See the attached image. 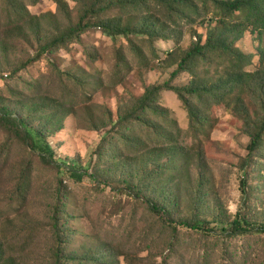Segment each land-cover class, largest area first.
<instances>
[{
  "label": "rangeland",
  "instance_id": "obj_1",
  "mask_svg": "<svg viewBox=\"0 0 264 264\" xmlns=\"http://www.w3.org/2000/svg\"><path fill=\"white\" fill-rule=\"evenodd\" d=\"M63 1L60 8L54 0H25L40 17L39 26L21 23L26 38L15 30L10 37L4 28L10 9L0 0V106L29 118L32 127H49L55 159L66 165L46 164L0 128L3 264H56L58 249L76 259L63 264H101L100 258L105 264H264V231L243 237L224 231L239 212L264 225V136L257 152L248 151L250 134L264 120L261 87L257 78L245 77L234 89H214L232 69L264 71V33L248 27L232 42L246 57L242 70L228 54L207 50L172 78L185 52L206 43L218 19L214 6L147 0L134 9L123 0L95 18L87 15L90 26L78 40L29 62L93 0ZM140 16L156 24L155 33L109 36L91 25L111 17L133 25ZM241 21L237 16L231 24ZM164 83L211 91L202 92V102L189 97L202 124L192 125L184 102L165 89L135 119L145 90ZM66 168L95 179L76 183ZM136 185L139 199L128 190ZM147 201L164 205L168 214L153 213ZM186 220L206 221L210 231L182 226Z\"/></svg>",
  "mask_w": 264,
  "mask_h": 264
},
{
  "label": "trees",
  "instance_id": "obj_2",
  "mask_svg": "<svg viewBox=\"0 0 264 264\" xmlns=\"http://www.w3.org/2000/svg\"><path fill=\"white\" fill-rule=\"evenodd\" d=\"M33 3L37 0H29ZM58 7L63 8L65 6V2L63 0H54ZM123 0H93L87 8L82 10L81 15L78 17V20L74 23L66 27L63 31H61L57 36L53 37L50 41L46 42L41 46L40 51L37 53L35 57H33L29 62H35L39 58H41L43 52L48 49L52 50V46H58L59 44H63L65 41H71L73 39L78 40L79 35L90 26L88 20H86L87 15L96 17L101 12H105L112 7H118L117 3H121ZM158 3H171V0H156ZM173 2L181 3L184 0H172ZM190 1V0H188ZM5 4L9 7L10 13H8V23L4 28H10L11 30H7L8 34L13 33L15 30L21 34V36H26L28 38L27 30L22 28V22L26 23L31 22L34 26L40 25V17L32 15L25 3V0H4ZM147 0H130L132 7L135 9L136 7H140L145 5ZM203 3H210L214 6L216 13V25L207 35L206 43L201 45V43L195 45L193 48L189 49L185 52L184 56L181 58L178 69L172 73V78H175L180 72L186 71L187 63L190 59L195 56H200L207 50L213 51H221L225 54H228L232 59L233 65L238 67L239 70H242V66L244 64V60L246 57L243 53L232 46V42L241 38L248 27H253L258 33L261 35L264 33V0H202ZM123 3V2H122ZM193 7L196 6V4ZM63 6V7H62ZM125 5H122L123 8ZM121 9V8H120ZM173 10V9H172ZM183 10H179V13H182ZM237 16H240L242 21L239 23L231 24V20L236 19ZM1 16V14H0ZM1 23V20H0ZM91 25H96L100 27L105 33L109 36H115L117 34H121L123 36H128L129 33H146L153 34L156 32V24L148 19L146 16H140L138 21L133 25H122L120 18L111 17L99 19L97 22H94ZM2 26L0 25V34L2 32ZM38 37L42 41L43 37L41 34L37 33ZM234 34L232 41L229 43L228 38L230 35ZM9 42L7 40L8 45ZM261 61L264 62V51L261 54ZM247 77L248 79H253L254 77L259 80L258 86L261 87V94L264 98V71H259L257 73H238L232 69V71L228 74L227 78L220 81L219 85L214 89H224L226 91L235 88V82L239 80H244ZM241 83V82H238ZM255 85V84H254ZM253 85V86H254ZM162 89L167 91L174 92L181 101L184 102L188 113L189 119L192 122V125L202 124L205 120L199 115H196L194 109L192 107L191 98L196 97L198 101L202 102V92H206L208 90H202L199 86L190 85L185 87H173L169 83H164L163 86L153 87L152 90L146 89L144 95L139 99L138 102V111L141 114H137L135 119L141 120L142 115L148 109L149 103H152L157 99V94L160 93ZM208 92H211L210 90ZM227 92L222 94V96L226 95ZM191 97V98H189ZM264 104V102H262ZM132 118V114L130 115ZM133 119V118H132ZM134 120V119H133ZM30 119H26L24 117H19L16 115L11 109L5 106H0V128L7 132L9 135L14 138L19 139L23 144H25L32 153L37 154L43 162L48 165L52 163L56 166L58 170H62L66 165L62 162H59L55 159V153L52 146L48 143L46 134L50 130L49 127H42L37 129L36 127L31 126ZM146 125V122L143 121ZM63 124L58 126L56 129H53L51 132H58L62 129ZM264 136V120L261 122L260 126L257 130L250 134V142L248 145L249 155H253L257 152L262 144V137ZM29 165L25 168H28ZM68 171L69 178L79 183L82 177H88L89 179L94 181V176L88 175L87 172L80 173L78 170L74 168H66ZM24 177H27V171H23ZM80 173V174H79ZM243 185L245 186V182ZM25 187L22 186L17 188V190H24ZM128 190L134 193V197L139 199L141 195L140 186H128ZM242 192L246 194L245 188L242 189ZM20 195V194H19ZM21 196V195H20ZM24 196V195H22ZM149 209L162 218L166 214H168V210L164 205L159 203L148 202ZM176 204V202H174ZM53 229L55 231V235L60 237L62 236V232L60 230V222L61 219L58 214L53 216ZM170 224H174L173 221H170ZM181 225L193 230H204L207 229L210 231V228L207 227L208 223L202 220H193V221H183ZM264 231V225H258L252 223L246 216H243L241 212L237 213L235 218L224 228V231L229 233L232 236L243 237L247 234H250L254 231ZM4 246L0 241V264H3V256H4ZM62 250L58 249L56 253V264H63L62 261L65 262H74L76 259L69 257L64 258L62 256ZM94 261V260H93ZM102 263L105 264L104 260L100 258ZM95 264H99L94 261ZM80 264V263H79Z\"/></svg>",
  "mask_w": 264,
  "mask_h": 264
}]
</instances>
